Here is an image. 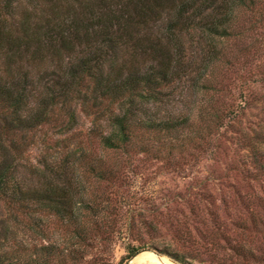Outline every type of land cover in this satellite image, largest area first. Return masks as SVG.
<instances>
[{"label":"trees","instance_id":"obj_1","mask_svg":"<svg viewBox=\"0 0 264 264\" xmlns=\"http://www.w3.org/2000/svg\"><path fill=\"white\" fill-rule=\"evenodd\" d=\"M262 27L264 0H0V264H106L121 238L118 264H190L191 225L232 263L264 262V119L243 126L251 94L230 99L221 77L229 45ZM229 132L235 216L203 185L175 207L123 193L134 156H217Z\"/></svg>","mask_w":264,"mask_h":264},{"label":"rangeland","instance_id":"obj_2","mask_svg":"<svg viewBox=\"0 0 264 264\" xmlns=\"http://www.w3.org/2000/svg\"><path fill=\"white\" fill-rule=\"evenodd\" d=\"M249 25L247 23V27ZM228 48L233 65L228 70L223 71L221 77L224 79V86L229 91V94L228 92L227 94L231 96L230 99L233 96L239 100L238 98L241 96L242 91L245 94H251L242 125L253 127L264 119V115L262 114L264 109V82L260 79L263 76L258 74L262 68L264 69V27L248 31L242 40L236 41L235 45H229ZM235 55L236 58H234ZM252 93L254 96H252ZM81 121L83 124L82 130L86 131L91 125L90 118L81 114ZM48 131L51 133L52 130ZM232 134L229 132L227 136L221 139L223 149L219 151L217 156H214L210 152H202L198 158L187 161L185 164H169L164 160L143 154L134 156L132 167H135V171L133 174L130 173V185L123 189V193L127 194L125 190L131 187H135L134 189L139 191H155V204L161 207L170 204L172 207H175L178 202L185 203L186 199L182 200L178 198L179 195H189V193L196 192L203 185L206 188L205 192L208 195H213L217 205H220L224 210L223 200H225V204L230 208L228 215L235 216L239 212L236 205L241 208V204H237L234 193L222 185L224 184V179L222 178L228 174V165L231 163L232 158L237 157V153L240 150L237 142L231 141V138H229ZM39 152L40 149L31 148L29 150V154L33 159ZM234 174L235 172L232 175ZM255 187L259 193H262L264 184L255 183ZM241 209L240 211H242ZM190 228L193 231L192 242H186L184 246L181 242L179 251H177L181 255L186 256V260L190 264H244L240 261H233L232 263L226 258L229 250L225 251L221 247L212 245L208 240H203L199 232L192 225ZM256 245L259 249L256 251L257 254L263 253L264 238L262 233L258 234ZM145 251L153 252L157 256L164 257L171 262L173 261L167 255H159L151 250ZM104 254L106 256V264H118L126 254L125 240L121 238L115 243L114 247ZM190 255H193L195 258H189ZM128 262L124 264H128ZM173 263L178 264L175 261ZM255 264H264V262L260 261Z\"/></svg>","mask_w":264,"mask_h":264},{"label":"bare ground","instance_id":"obj_3","mask_svg":"<svg viewBox=\"0 0 264 264\" xmlns=\"http://www.w3.org/2000/svg\"><path fill=\"white\" fill-rule=\"evenodd\" d=\"M132 262L135 264H175L173 263V261L171 262L170 260L164 257H158L156 254L150 251H144L139 253L138 255H136V257H134Z\"/></svg>","mask_w":264,"mask_h":264},{"label":"water","instance_id":"obj_4","mask_svg":"<svg viewBox=\"0 0 264 264\" xmlns=\"http://www.w3.org/2000/svg\"><path fill=\"white\" fill-rule=\"evenodd\" d=\"M136 257V256H135ZM158 257H160V256H158ZM134 259V258H133ZM133 259L132 260H130L129 262H128V264H135V263H133L132 261H133Z\"/></svg>","mask_w":264,"mask_h":264}]
</instances>
